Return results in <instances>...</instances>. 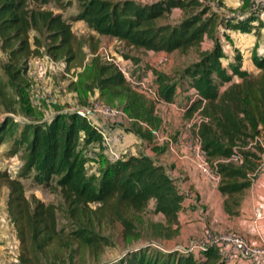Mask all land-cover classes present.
<instances>
[{"label":"trees","instance_id":"16d2710c","mask_svg":"<svg viewBox=\"0 0 264 264\" xmlns=\"http://www.w3.org/2000/svg\"><path fill=\"white\" fill-rule=\"evenodd\" d=\"M77 1L79 10L75 20L85 22L98 36L116 39L125 48L185 53L209 32L208 21H201V12L193 14L189 11L176 25L160 24L172 6L165 2L148 6L132 0ZM50 3L52 8H46ZM71 3V0H0V51L7 58L5 75L10 81L24 79L30 60L47 55L53 61L63 63L67 71L82 69L81 78L86 77L92 87H99L110 102L124 100L123 108H130L139 102V98L115 65L98 54V46L92 41L72 32L70 18L52 10L64 11ZM191 4V10L197 7ZM86 44L90 59L85 62L83 48ZM219 57V49L215 47L202 55L193 68L192 80L199 96L193 106L204 103L202 113L207 121L201 125L198 136L205 158L224 161L209 166L219 177L218 188L226 196V210L232 216L238 214L241 196L249 186L246 170L250 169V162L245 163L243 159L238 165L225 160L235 148L242 154L241 148L258 134L257 125L264 126V55L252 56L259 71L256 75L234 67L233 74L240 82L229 84L222 92L218 86L229 83L230 76L220 69ZM215 70H218L219 84L211 81L210 76ZM82 84L84 91L91 86ZM12 101L1 86L0 104L6 112H17ZM77 117L74 113L68 124L63 122L67 130L62 141L57 125H49L42 134L43 139L34 131L26 168L18 176L0 171V188L8 190L7 211L19 241L18 263L98 264L99 255L110 245V238L105 235L110 229L124 241L137 242L133 244L134 249L128 251L129 264H188L187 260L195 259L193 254L182 258V254L171 251L159 263V257L148 256V248L142 251L140 242L150 247L172 234L171 226L176 224L181 198L163 169L153 166L145 157L109 161L111 165L102 168V176L95 182L93 176L86 173L85 160L75 147L73 134L75 128L86 130L84 144L96 140L97 135L84 120L77 121ZM3 120L5 117L0 119V124ZM26 132L23 130L24 137H27ZM5 141L4 137L0 143ZM40 142L43 150L39 149ZM25 143L26 140L22 141ZM15 144L18 146V141ZM33 168L37 171L35 182L39 178L40 184L48 186V181L54 179L53 186L65 207V227L57 226L59 208L56 205L45 204L34 196L26 197L22 181ZM150 202L155 205L151 215H162L163 222L144 225L143 217L149 213L146 209ZM210 254L220 258L215 250L208 251L204 258ZM118 264H125V259Z\"/></svg>","mask_w":264,"mask_h":264},{"label":"crops","instance_id":"0c3cea01","mask_svg":"<svg viewBox=\"0 0 264 264\" xmlns=\"http://www.w3.org/2000/svg\"><path fill=\"white\" fill-rule=\"evenodd\" d=\"M76 1L71 0L72 4ZM132 1L148 6L162 2H165V5H172L162 17L164 19L167 16L168 22H170L169 18L176 22L175 24L169 23V25L179 24L186 17V13L191 10V3H194L201 8L202 21H206L203 15L209 17L207 26L211 29L202 35V40L206 35L203 44L201 41L198 47L188 49L185 53L179 51L152 52L125 48L139 63L133 65V70L131 68L129 70V77L134 82L123 77L139 98L138 103L135 102L126 110L123 108L124 100L121 102L116 99L110 102L102 95L99 87H92L86 77L81 79L83 83L85 82L84 84L91 85L87 91L82 92L89 95L91 104L76 111H86V115L81 118H86L91 123L90 126L97 135L96 140L91 139L84 144V150L88 149L93 153L96 160L94 165H97L100 155L104 158L107 156L101 132L109 131L114 139L113 149L122 159L145 157L152 162L153 166L163 169L165 175L175 186L181 201L176 213V224L171 226V236L163 239L162 243L153 244L162 252H171L180 247L185 249V246L196 243L197 239L198 241L203 239L205 232L209 230L233 232L251 244H264V174L258 176L255 181L250 179L257 168L256 165L261 162L263 157L245 152L248 145L242 147L244 162H250V169L246 170L249 186L241 196L238 214L229 215L225 206L226 196L219 191V183L204 174L200 168V157L196 150L198 145L202 146V143L198 134L201 125L207 121V118L202 113L204 103L193 106L199 96L192 80L194 79L192 71L199 63V55L212 51L214 46L218 47L221 54L219 63L222 70L230 76L229 83L223 84L222 89L219 88L220 92L229 84L240 82L237 75L233 74V68L236 66L239 71L252 75L259 73L253 63L252 56L253 54L264 55V27L254 23L241 25L222 23L224 15L245 14L248 10V0ZM182 5L184 6L181 7ZM120 44L121 46L117 44L119 46L117 50L123 48V43ZM86 49L85 46L83 51ZM87 56H90L89 52ZM224 63L230 69L229 72L225 71ZM151 78H155V80L151 81ZM95 101L103 102L109 106L114 104L119 113L110 119H103L96 112H88ZM74 107L78 108V106ZM74 113L76 112L74 111ZM256 129V132L259 133L264 129V126L259 123ZM206 159L207 163L212 166L218 162H224L219 158L208 159L206 156ZM1 191L0 264H11V257L8 253L13 254L15 262L18 261L19 241L7 211L8 190L3 187ZM150 203L152 204L150 209L154 210V203ZM255 209L260 211L261 219L255 220ZM159 217L162 219L159 222H163V216L157 215V218ZM193 254L194 258L195 255L196 258L198 257L197 253ZM207 257L208 255L205 256V258Z\"/></svg>","mask_w":264,"mask_h":264},{"label":"rangeland","instance_id":"374dc122","mask_svg":"<svg viewBox=\"0 0 264 264\" xmlns=\"http://www.w3.org/2000/svg\"><path fill=\"white\" fill-rule=\"evenodd\" d=\"M51 5L53 4L51 3L48 4L46 8H52ZM52 10L55 13H61L62 16L65 18H70L71 19L70 22H72V29L75 35L77 37H84L86 38L87 41H92V43L97 45L98 54L102 56L103 59H105V61L109 60L112 62L113 61L119 62L120 60L124 65V67L128 70V74H130L129 71L130 68L131 70H133V65L139 64L137 60L133 58V55L130 54V52L127 51L124 46L123 48L117 50V48L119 47L118 45L121 46L119 41L115 42L116 40L113 38L98 36L94 32L89 31V28L87 27L85 22H83L82 20L74 19L75 15L79 10L78 1L73 2V4L71 3V6L64 11H60L55 8H53ZM190 11L193 14H198L201 11V8L197 6L196 8ZM203 18L207 20V18L209 17L203 15ZM183 20L184 18L182 19V21ZM169 21L170 22H168L166 16L164 19H161L159 23L160 24L176 23L174 20H171L170 18ZM210 29L211 28L209 27L208 31H210ZM204 36L206 37V35ZM204 36H203V40H202V36L200 39V42L202 41V44L204 42ZM199 44L194 46L193 48L198 47ZM85 46L87 48L86 51H84V53L86 54V58H85V62H86L87 59L88 60L90 59V56H87V53L89 52L88 44H86ZM43 54L44 51L41 52V55ZM202 55L204 54L199 55L198 60H200ZM220 59H221V54L219 57V61H221ZM210 62L212 63V60ZM6 63H7V58L0 51V83H1L0 87L4 86V88L9 94L10 99L13 100L12 102L14 103L17 112L15 113L6 112L5 108L0 104V119L5 117V120H3L2 124H0V133H1L0 141H2L4 137L6 138L5 142L0 143V171H6L7 174L14 177V176H18L26 168L28 161L27 155H29V152H31L30 142L34 141L33 140L34 131H37V133H39V135H41L43 139L42 134L46 133V131L48 130V126L57 125L58 128L57 133L60 136V140L62 141L63 134L67 130V126L66 125L64 126L63 122L68 124L69 121H71L72 119V115H74V111L76 112V110L78 109H82L84 107L89 106L91 104L90 103L91 101L89 100V95L82 93L84 91V86L82 84L83 82L81 80L83 78H81L80 76L82 69H73V70L71 69L67 71L63 63L59 61H54L53 65H49L47 67V76L46 79H44V81L36 82L35 79L31 76L32 73L29 72V68H28V73L26 74L24 79H17L14 81H10L9 78L5 75ZM223 65L225 71L229 72L230 69L226 67L225 63ZM220 69H222L221 66ZM161 70L163 71L164 68ZM217 71L216 70L213 71V73L210 76L212 84L220 83V79L216 74ZM151 79H152L151 81L155 80V78H151ZM223 87H224L223 84L218 86V88L220 89H222ZM75 91H77L78 93H76ZM74 106L76 107L78 106V108H75ZM110 106H112L113 108H117V106L114 104H110ZM81 117L84 116L77 117V121L84 120L86 124L88 125L91 124L86 118H81ZM76 127H78V125ZM23 130L27 131L26 132L27 137L23 136L22 134ZM75 131L76 132L73 134V137L75 136L74 137L75 147L77 150H79L80 152L79 155L85 160V167H86L85 170L87 175L93 176L94 181L96 182L102 176V172L104 170L102 168L105 166H109L111 164L109 160L106 159L107 156L106 158H104L100 155L97 159L98 160L97 165H94L96 163V160L93 156V153L89 152L88 149L87 151L84 150L85 147L84 135L86 134V130L78 131L75 128ZM24 140H26V143L22 144V141ZM17 141H18V146L15 144V142ZM42 142L44 143L45 141L42 140ZM42 142H40L39 149L43 150ZM245 151L262 156L261 149L257 150V148L254 149V148L246 147ZM259 164L260 163H258L256 166L258 167ZM36 174L37 171L35 170V168H33L30 171L28 177L22 181V184L24 185L25 188L26 197L30 199L31 197L34 196L36 199L44 202L45 204L52 203L56 205L57 208H59V211L57 210L56 212V218L58 224L57 226L58 228L65 227L66 226V220H64L65 207L61 197L59 196L58 192L53 186L54 179L48 181L50 184L47 186L44 184H40L38 182L39 178H36V182L34 181ZM39 176L41 178V175ZM95 186L96 185H94V187ZM2 188L3 187L0 188V194L2 193L1 191ZM151 205H152L151 203H148L146 211H148L149 213H146L145 217H143L144 225L150 224L149 222L155 224L159 222V220H162L160 217L157 218V216L154 217V215H151L152 214L150 209ZM209 231L211 232V230ZM212 232L215 233L214 231ZM105 235H107L110 238V245L104 248L103 252L99 255L98 264H118L120 260H124V259H125V264H129L130 260L127 257L128 251L134 249L133 246L135 245L133 244H136L137 242L132 243V240L124 241L120 237L118 238V236L116 235L113 229H110V231L107 232L105 231ZM170 236L171 235L169 233L168 237ZM162 241L163 239L159 243H162ZM199 241L197 239L196 243H199ZM140 245H143L142 246L143 248L141 247L142 251L148 248L149 252L146 253L151 258L153 257L152 259H154V256L159 257V263H161L165 255H167L166 253L162 252V250L157 249L155 247H147V245H144L142 242H140ZM167 246L169 247V245ZM186 247L188 248L189 246H185V248ZM183 248L180 247L177 249H183ZM8 255L9 257H11V261H12L11 264H14L15 257L13 256L12 253L10 254V252L8 253ZM188 256L189 255H186L184 253V255H182L181 257L188 258ZM175 257H177V254H175ZM187 261L188 264H225L223 259H221V257L219 258L214 254L213 255L210 254L208 255L207 258H203L200 261L201 263H199L196 259L193 258H191V261L190 260Z\"/></svg>","mask_w":264,"mask_h":264},{"label":"built area","instance_id":"2783aa9c","mask_svg":"<svg viewBox=\"0 0 264 264\" xmlns=\"http://www.w3.org/2000/svg\"><path fill=\"white\" fill-rule=\"evenodd\" d=\"M221 21L225 24L234 25L254 23L261 24V26L264 27V0H248V10L245 14L224 15ZM107 61L112 62L109 60ZM112 63L126 80L134 82L133 79L129 77L128 70L124 67L120 60L119 62L113 61ZM53 64L54 61L47 55H44L30 60L28 68L35 81L41 82L46 79L47 67ZM90 111L98 113L103 117V119H110L119 113L117 109L100 101H95L91 110L88 112ZM76 114L78 116H85L86 111L79 110L76 111ZM101 137L104 145L106 146L107 159L110 162L121 160L122 157L113 149L114 139L111 137L110 132H101ZM248 147L254 149L257 147V150H262V161L254 171L253 175L250 176L251 181H255L258 176L264 174V129L253 138L252 142L248 144ZM196 151L197 155L200 157L199 164L202 172L209 175L215 182H219V177L214 174L213 170L207 163L203 149L198 145ZM225 161L233 162L238 165L242 164L243 156L240 153V149L235 148L231 156ZM254 214L255 220L262 218L258 209H255ZM151 246L155 247L154 245H150V247ZM210 250L218 252L225 264H264V244H251L245 238L233 232L213 233L212 231H207L205 232L204 238L201 239L199 243H193L188 248L177 249L174 251L180 254L185 253L186 255L197 253L198 257L196 258L195 255V259L201 261L204 258V255ZM163 252L168 253L169 251ZM14 264L19 263L16 261Z\"/></svg>","mask_w":264,"mask_h":264}]
</instances>
